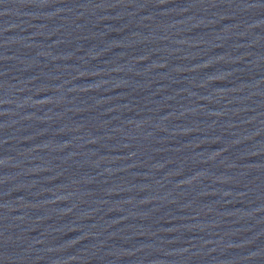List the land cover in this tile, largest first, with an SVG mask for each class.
<instances>
[{
    "label": "water",
    "instance_id": "obj_1",
    "mask_svg": "<svg viewBox=\"0 0 264 264\" xmlns=\"http://www.w3.org/2000/svg\"><path fill=\"white\" fill-rule=\"evenodd\" d=\"M0 264H264V0H0Z\"/></svg>",
    "mask_w": 264,
    "mask_h": 264
}]
</instances>
